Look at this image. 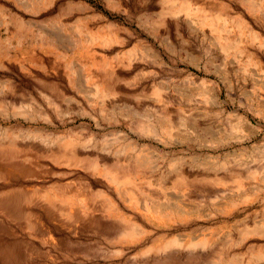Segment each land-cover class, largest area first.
Instances as JSON below:
<instances>
[{"label":"rangeland","instance_id":"1","mask_svg":"<svg viewBox=\"0 0 264 264\" xmlns=\"http://www.w3.org/2000/svg\"><path fill=\"white\" fill-rule=\"evenodd\" d=\"M1 133L0 264H264V0H0Z\"/></svg>","mask_w":264,"mask_h":264},{"label":"bare ground","instance_id":"2","mask_svg":"<svg viewBox=\"0 0 264 264\" xmlns=\"http://www.w3.org/2000/svg\"><path fill=\"white\" fill-rule=\"evenodd\" d=\"M188 1V0H187ZM189 3V2H188ZM191 9H192V5L189 3V4H185L183 7H182V10L181 11H185V12H187V14H189L190 12H191ZM181 11H180V13H181ZM169 13V12H168ZM176 13V12H175ZM171 14H173V13H170V15ZM175 15V14H174ZM170 41V40H169ZM146 51L150 54V56L152 57V58H154V59H157L158 58V55L155 53V51L150 47V46H147L146 47ZM99 92V91H98ZM89 97V96H88ZM212 98L214 99V100H216L217 99V96L216 95H212ZM144 117V116H143ZM183 117V116H182ZM241 118V117H240ZM143 119H145V118H143ZM241 120H243V119H241ZM151 121V120H150ZM152 122L153 123H151V125L150 126H148V128L146 129V128H144L146 131H147V133H150V134H153L155 137H158L159 136V134H160V132H163V131H169V129L172 127V121H171V118H169V116H167V117H165L164 119H162V120H160V122H157V121H155V119L154 120H152ZM243 122V121H242ZM148 123H149V121H148ZM191 123V122H190ZM247 123V122H246ZM145 126V125H144ZM184 126V125H183ZM191 126V125H190ZM175 128V127H174ZM210 129V128H209ZM144 130V131H145ZM195 130H196V128H195ZM2 132V131H1ZM6 133V132H5ZM206 133V132H205ZM33 135H34V133H32ZM31 133L27 136V135H25V137L27 136L28 138H29V136L30 135H32ZM207 134V133H206ZM210 134V133H209ZM216 134V133H215ZM214 134V135H215ZM5 135V134H4ZM35 135H37L36 133H35ZM45 137H44V140L46 139V135L45 134H43ZM3 135H2V133H1V135H0V137H2ZM5 136H7L8 137V135H5ZM38 136V135H37ZM36 136V137H37ZM40 136V135H39ZM18 137V136H17ZM16 137V138H17ZM21 137H23V135L21 136ZM24 137V139L26 140V138ZM35 137V136H34ZM35 137V140H37L38 138H36ZM15 138V137H14ZM15 138V139H16ZM31 139L33 138V137H30ZM29 138V139H30ZM159 138V137H158ZM4 139V140H3ZM19 139V138H18ZM24 139H21L22 141L24 140ZM29 139H27L26 141L27 142H29ZM30 139V140H31ZM40 139L42 140L43 138H42V136H40ZM48 139V138H47ZM55 139V138H54ZM53 139V141H55ZM62 139V138H61ZM59 140V141H62V140ZM91 139V138H90ZM93 139V138H92ZM200 139V138H199ZM220 139H222V138H220ZM1 140V139H0ZM5 140H8V138L6 139V138H3L2 137V140H1V142H0V149H2L3 148V146H2V144H4V143H2L3 141L4 142H6ZM20 140V139H19ZM18 140V141H19ZM33 140V139H32ZM39 140V139H38ZM12 142V140H9V142ZM49 141V140H48ZM80 141V140H79ZM89 141V140H88ZM115 141V140H114ZM8 142V143H9ZM14 142H16V141H14ZM14 142H12V143H14ZM30 142H32V141H30ZM46 142H47V140H46ZM45 142V143H46ZM52 142V141H51ZM51 142H50V145H51ZM55 142H57V145H56V147L58 146V141H55ZM54 142V143H55ZM92 143H90V142H81V143H78V144H76V146L77 147H71V142H69V143H65V144H63V145H61V146H58V151L57 152H55V153H57V156L58 155H63V157H65L67 160H69V162L70 163H75L76 161H78V162H82V163H85V164H87L88 166H91L92 168H97L100 164H102V158H104V157H102V158H99V157H95V159H94V162L93 163H89L88 161H86L85 159H83V158H85V156L84 155H80V151L79 150H81V151H86V150H91V149H93V151H94V148L95 149H97L96 147H98L99 148V150H102V151H108V150H106L105 148H101V147H99V146H97L93 141H91ZM97 142V141H96ZM215 142V141H214ZM26 143V142H25ZM32 143H34V142H32ZM40 143V142H39ZM44 142L42 143V144H45ZM49 143V142H48ZM54 143H52V144H54ZM94 143V144H93ZM104 143V142H103ZM109 143V142H108ZM11 144V143H10ZM41 144V143H40ZM93 144V145H92ZM110 144V143H109ZM39 145V144H38ZM104 145V144H103ZM116 145V144H115ZM114 145V146H115ZM16 146V145H15ZM21 146V145H20ZM24 146H25V144H24ZM28 146V145H27ZM30 146H31V144H30ZM36 146V145H35ZM34 146V147H35ZM40 147L42 146H44V145H39ZM52 146H54V150L56 151V147H55V144L54 145H52ZM101 146H102V144H101ZM107 146V145H106ZM110 146V145H109ZM123 146V145H122ZM132 146H133V144L132 143H129L128 145H127V148H126V151H127V149H131L132 148ZM12 147V146H11ZM36 147H38V146H36ZM45 147V146H44ZM47 147H49V146H47ZM103 147V146H102ZM112 148H113V146H111ZM116 147V146H115ZM121 147V146H120ZM17 149H20V148H22V147H19V145H18V143H17V147H16ZM31 148V147H30ZM46 148V147H45ZM51 148V147H50ZM78 148V149H77ZM117 148H118V145H117ZM122 148V147H121ZM125 148V147H124ZM15 149V148H14ZM33 149V148H32ZM35 149V148H34ZM41 149H43V148H40V150ZM37 150V149H36ZM39 150V149H38ZM39 150V151H40ZM52 150V149H51ZM112 150H114V148L112 149ZM115 150H116V152H115ZM114 150V156H118V155H121V154H124V150L125 149H123V151H121V150H117V149H115ZM3 151V150H2ZM39 151H36V152H39ZM49 151V150H48ZM92 151V152H93ZM96 151V150H95ZM26 152V151H25ZM35 152V151H34ZM43 153L45 152V151H42ZM52 152V151H51ZM91 152V153H92ZM105 152H103V154L105 153ZM111 152H113V151H111ZM129 152V151H128ZM127 152V153H128ZM46 153V152H45ZM48 153V152H47ZM49 153H50V151H49ZM101 153V152H100ZM5 154V153H4ZM24 154V153H23ZM84 154V153H83ZM102 154V155H103ZM112 154V153H111ZM11 155V154H10ZM27 155V154H26ZM51 155V154H50ZM101 155V154H100ZM4 156H6V155H4ZM11 156H13V155H11ZM22 156V155H21ZM30 156H31V154H30ZM36 156V155H35ZM41 156V155H40ZM49 156V155H48ZM14 158V157H13ZM28 158V157H27ZM38 158V157H37ZM9 159H10V157H9ZM1 160V159H0ZM9 161V160H8ZM1 162V161H0ZM5 162V161H4ZM9 163H10V161H9ZM12 163V162H11ZM10 163V164H11ZM16 163V162H15ZM22 166V165H21ZM106 166V165H105ZM125 166V165H124ZM16 167V166H15ZM104 171H105V174H106V176L110 179V181H112L117 187H121V186H123L124 185V183H126V181H125V179H122L119 175H116V173H115V171H114V169L112 170V169H110V168H107V167H105L104 168ZM177 172H178V174L180 175V174H182V173H180V171L179 170H177ZM21 173V172H20ZM27 179V178H26ZM21 180V179H20ZM164 182H166V181H164ZM162 183H163V180H162ZM18 184V183H17ZM24 192V191H23ZM23 192H21L18 196H16V197H14L13 199H8L7 200V197H6V200H7V203H9L11 206H12V209L11 208H9L8 207V205H7V207H8V210L9 209H11L13 212H15V213H18L19 214V216H21L22 217V215L24 216V219H26V222L28 223V225L32 228V229H35L36 230V228L38 227V224H37V222H36V220H34L33 219V217H35V215H37L38 214V212L40 211V208H41V205L43 204V205H45L46 206V208H48L49 210H51L52 209V207H54V200L52 199V198H50V197H48V196H43V197H39L37 194H31V195H27L26 193H23ZM125 194V196L127 197V199L131 202V203H133V202H135V203H142L141 205H143V208L146 210V211H150L151 210V208H154L152 211L154 212V213H159V210L160 209H158V208H161V206H159V205H157V206H155L153 203H150V202H148V201H143V202H141L140 201V199H138L137 197H136V195H135V193L134 192H131V191H129V192H125L124 193ZM10 196V195H9ZM4 197L5 196H3V198H2V200L4 199ZM175 198H177V197H175ZM5 200V201H6ZM167 200H168V198H167ZM4 201V202H5ZM6 202H5V206H6V204H7ZM161 203H163V202H161ZM167 205H168V207H173L174 209H177V211L179 212V213H182V214H190V213H193L194 211H192L190 208H188V207H186V206H184L183 205V203H182V201L181 200H178L177 199V202L174 200L173 202H172V204L169 202V201H167ZM164 204V203H163ZM9 205V206H10ZM29 205V208L27 209L26 208V206H28ZM10 206V207H11ZM73 211V210H72ZM77 211V210H76ZM75 211V212H76ZM164 211V210H163ZM10 212V211H9ZM12 212V213H13ZM12 213H11V215H12ZM14 213V214H15ZM44 213V212H43ZM178 213V214H179ZM5 215V214H4ZM75 215V214H74ZM83 215V214H82ZM180 215V214H179ZM17 216V215H16ZM18 216V217H19ZM44 216V215H43ZM168 216V215H167ZM183 216V215H182ZM13 217V216H12ZM11 217V218H12ZM10 218V217H9ZM16 218V217H15ZM18 219H20V217L18 218ZM85 220V219H84ZM76 221V220H75ZM81 221H83L82 219H81ZM85 222V221H84ZM255 230H257V229H255ZM138 232L139 231H134V230H132V231H130V232H128L127 234H126V236L127 237H130V238H132V237H135V236H137V234H138ZM180 241V240H179ZM179 241H176L175 243H173V245L174 246H180V242ZM196 242H191V247L193 248V249H196L197 247H198V245L199 244H196ZM191 249V248H190ZM193 252V251H192ZM222 264V263H221Z\"/></svg>","mask_w":264,"mask_h":264}]
</instances>
